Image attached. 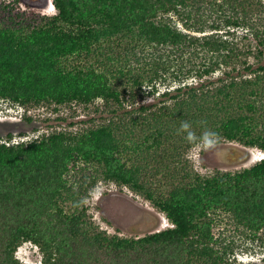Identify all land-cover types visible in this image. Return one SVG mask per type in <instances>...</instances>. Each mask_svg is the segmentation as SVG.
Returning <instances> with one entry per match:
<instances>
[{
    "label": "trees",
    "instance_id": "16d2710c",
    "mask_svg": "<svg viewBox=\"0 0 264 264\" xmlns=\"http://www.w3.org/2000/svg\"><path fill=\"white\" fill-rule=\"evenodd\" d=\"M53 3L52 17L0 3V100L103 99L119 119L18 144L12 133L0 137V264H22L16 251L26 241L40 249V264H233L243 245L264 247V158L202 176L177 134L184 120L205 121L219 142L264 150V0ZM238 32L257 50V63L239 70L254 52ZM223 68L231 70L210 78ZM164 84L174 87L156 105L172 104L140 106L126 120L125 101ZM100 180L143 195L173 227L140 238L101 230L83 204Z\"/></svg>",
    "mask_w": 264,
    "mask_h": 264
},
{
    "label": "rangeland",
    "instance_id": "374dc122",
    "mask_svg": "<svg viewBox=\"0 0 264 264\" xmlns=\"http://www.w3.org/2000/svg\"><path fill=\"white\" fill-rule=\"evenodd\" d=\"M1 4L13 7L16 12H25L28 15H41L52 17L58 13L53 0H0ZM182 28V26L179 24ZM240 46L249 53L236 63L237 70L244 68V62L256 64V43L253 39L244 38L243 32H238ZM226 70L217 71L210 78L217 80ZM190 79L189 82H197ZM173 84L159 85L157 94L148 95V91L138 93L135 99L125 101L127 109L132 114L126 116L129 121L142 113L140 106H150L148 112L156 111L160 106L172 104L171 101L156 105L157 96ZM151 97V102L147 100ZM133 107V108H132ZM116 105L106 104L103 99H97L90 104L72 102L64 105H15L10 101L0 100V137L5 141L8 133L13 134V143L40 140L43 136L61 130L77 133L87 132L101 125H106L110 120H118L112 114ZM123 111L120 112V115ZM30 118L31 120H28ZM190 149L186 152L189 153ZM263 150L259 147H246L235 141L219 142L212 151H195L185 158L191 169L202 176L214 175L217 171L237 172L250 168L260 161ZM84 206L94 225L110 235L127 238H140L148 234L159 232L172 227L167 216L160 212L143 195L131 190L128 186L117 184L115 181L100 180L90 189L85 196ZM31 241L22 242L16 251V258L22 264H36L41 259V254ZM233 264H264V247L245 244L232 257Z\"/></svg>",
    "mask_w": 264,
    "mask_h": 264
},
{
    "label": "clouds",
    "instance_id": "9594fccd",
    "mask_svg": "<svg viewBox=\"0 0 264 264\" xmlns=\"http://www.w3.org/2000/svg\"><path fill=\"white\" fill-rule=\"evenodd\" d=\"M146 90L151 91L150 87H144ZM147 102H151V97L147 100ZM201 128L202 130L198 133L196 131V128ZM177 134L181 135L183 137L184 142L189 146V153L186 155H191L195 151H212L216 148L220 141L219 133L208 128L206 126L205 121H199L194 123L189 120H184L181 122L179 128L177 129ZM264 158V150L263 155L260 158V161ZM173 227V224H172ZM32 247H35L40 252V249L37 245H33ZM42 255V253L40 252ZM41 259L36 262V264H40L42 261Z\"/></svg>",
    "mask_w": 264,
    "mask_h": 264
}]
</instances>
